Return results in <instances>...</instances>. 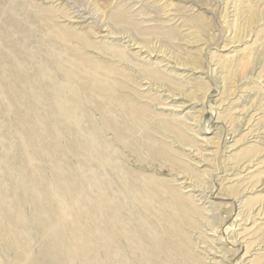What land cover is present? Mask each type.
<instances>
[{
    "label": "rangeland",
    "instance_id": "rangeland-1",
    "mask_svg": "<svg viewBox=\"0 0 264 264\" xmlns=\"http://www.w3.org/2000/svg\"><path fill=\"white\" fill-rule=\"evenodd\" d=\"M161 1L0 0V264H264V0Z\"/></svg>",
    "mask_w": 264,
    "mask_h": 264
},
{
    "label": "bare ground",
    "instance_id": "bare-ground-1",
    "mask_svg": "<svg viewBox=\"0 0 264 264\" xmlns=\"http://www.w3.org/2000/svg\"><path fill=\"white\" fill-rule=\"evenodd\" d=\"M157 2L156 3H158V2H160L161 0H156ZM198 2H200V3H204V1H206V0H197ZM202 1V2H201ZM154 2V1H153ZM162 2V1H161ZM172 4V3H171ZM164 5V4H163ZM168 5V4H167ZM207 5V4H206ZM229 5V3L227 2L226 3V6H228ZM171 6V5H170ZM160 7H161V5H160ZM173 7V6H172ZM178 7V6H177ZM182 7L185 9V11H192V9L194 8V7H192V6H184V5H182ZM207 7V6H206ZM125 8H126V6H125ZM123 6L122 7H119L116 11H114L113 13H112V18L113 19H121V17H125L126 16V14H127V10L125 9ZM175 8V7H174ZM170 10V9H169ZM227 10H228V8H227ZM190 11V12H191ZM129 13V12H128ZM204 17H205V15H202V13H200V12H198V13H194L190 18H188L189 20H192V21H195V22H197V23H199V25H200V27L203 29L204 28V26L203 25H201V24H203V23H205L204 21H202V19H204ZM206 27V26H205ZM217 35V34H216ZM126 48H127V46H124L123 47V49H124V55L126 56V57H130V55L129 54H127L128 52L126 51ZM126 51V52H125ZM148 51H150V50H148ZM153 52V51H152ZM149 53H151V51L149 52ZM150 62V61H149ZM150 64V63H149ZM148 67V66H147ZM159 69V68H158ZM156 67H150L149 68V70L153 73V74H156V75H161V71L160 70H158ZM197 112H199V113H201L200 112V110H198ZM196 128H199V124H195V125H193L192 126V130L193 129H196ZM196 131V130H195ZM235 132H237V129H235L232 133H228V135H230V136H227L226 137V139H225V145H227V141H229V139L231 140V138L233 137V133H235ZM232 134V135H231ZM209 143H212V142H209ZM226 148H228V147H226ZM204 150H209V149H204ZM250 151V150H249ZM249 151L248 150H246V151H244L243 152V155H247L248 153H249ZM215 159H216V157H215ZM214 159V160H215ZM210 160H213V159H210ZM214 176H212V178H208V177H206V178H204L202 181H201V186H203V188H202V192H201V190H200V198L201 199H204V197H205V200H203V203H202V205L203 206H199V204L198 203H196L197 201H196V198L193 196V195H195V193H193V194H189V195H187V196H185L186 194H184V192H182V190H181V188L179 187L178 189H180L181 191H178V193H179V195H180V198H181V200L182 199H185V200H187V201H190L191 203H194L193 204V207H194V210H200V209H203V210H205L206 212H207V223H208V225H211V226H213V231H214V235H213V241H218L220 244H221V247H219V249H221V250H225L226 248H224L225 246H224V241H223V238H222V236H221V234L219 233V232H221V231H219V229H218V227H215V225L217 224V222H220V221H223L224 220V222L226 221V219H223L224 218V216H223V214H224V212L226 213V212H229V216H230V214H231V212L233 211V208H234V206L232 205V204H228V203H220V202H216L215 200H211V197H208V196H206L207 195V193L206 192H208V191H206L207 189H212V187H211V182L213 181V178ZM224 181V180H223ZM183 188V187H182ZM211 192H212V190H211ZM226 193V192H225ZM231 193H233V192H231ZM195 199H193V198ZM232 198V197H231ZM235 199V198H234ZM207 200V201H206ZM184 201V200H183ZM196 203V204H195ZM228 216V217H229ZM224 224V223H223ZM218 233V234H217ZM217 234V235H216ZM216 237V238H215ZM226 251V250H225ZM220 263L221 264H223V261L221 260L220 261Z\"/></svg>",
    "mask_w": 264,
    "mask_h": 264
}]
</instances>
